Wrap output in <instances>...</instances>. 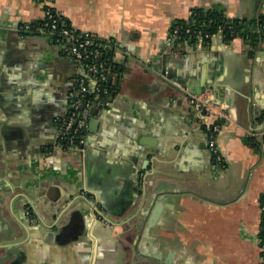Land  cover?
Masks as SVG:
<instances>
[{"label":"crops","instance_id":"0c3cea01","mask_svg":"<svg viewBox=\"0 0 264 264\" xmlns=\"http://www.w3.org/2000/svg\"><path fill=\"white\" fill-rule=\"evenodd\" d=\"M51 4L112 42L116 89L93 111L83 149L58 147L82 67L51 34L20 31L43 18L41 3L0 0V264H259L264 139L253 135L255 150L243 138L264 125V47L250 56L239 36L199 47L167 37L193 7L242 17L264 13V0ZM175 81L210 89L226 111L222 162ZM155 199L164 209L147 241Z\"/></svg>","mask_w":264,"mask_h":264},{"label":"built area","instance_id":"2783aa9c","mask_svg":"<svg viewBox=\"0 0 264 264\" xmlns=\"http://www.w3.org/2000/svg\"><path fill=\"white\" fill-rule=\"evenodd\" d=\"M42 6L46 5L44 9L43 18L46 19L43 26L37 28L39 32H46L51 35H59L58 41L65 45V52L75 59L82 67V73L79 75L74 83V86L69 92L71 98V106L69 107L63 124L58 133L57 146L62 150L70 152L73 150H82L86 143V128L89 119L94 115L93 105L94 100L88 97L87 93L91 90L93 92H106L107 88L101 83L107 78L109 68L104 61L98 60L100 50L93 45V39L96 37L88 32L77 31L73 27L62 26L57 30V23H62V14L57 13L53 16L49 7L52 5V0L38 1ZM30 22H25L19 29H29ZM187 35V42L194 47L203 46L207 43L208 38L216 34L203 33L201 29H191L185 27ZM222 39V34L217 33ZM178 37V27H173L168 33V40ZM92 46V47H91ZM175 85L181 90V99L188 101L195 110L198 111L202 119V126L206 131V145L209 151L213 154L218 162H222V152L218 144V134L222 128L223 118L227 116L226 111L218 105L213 97L210 89H204L200 93H192L184 86L175 81ZM96 93V94H97ZM106 102V101H105ZM103 102V104L105 103ZM100 107V106H99ZM96 108V111L99 110ZM251 135H260L264 139V125L256 130L250 131ZM61 139L67 140V145L61 143ZM259 206L261 211V233L258 238L259 246V264H264V189L260 195ZM29 215V209H26Z\"/></svg>","mask_w":264,"mask_h":264},{"label":"trees","instance_id":"16d2710c","mask_svg":"<svg viewBox=\"0 0 264 264\" xmlns=\"http://www.w3.org/2000/svg\"><path fill=\"white\" fill-rule=\"evenodd\" d=\"M41 1V0H36ZM47 6L44 5L43 8ZM50 12L53 16H56L58 11L54 6L49 7ZM48 19V18H46ZM42 18L39 21H32L31 27L27 30L22 29L21 32L23 34H31L38 33V27L43 26L44 21L46 20ZM62 19L64 20L62 23H57V30L62 26L72 27L69 20L62 15ZM24 24V23H23ZM21 24L19 28L23 25ZM178 27V37L174 38V42L177 40H187L190 35H187L184 31L185 27H190L193 29H201L203 33L207 32L209 34H222L223 41H229L232 38L239 36L244 39V41L248 45V54L252 56L256 50L264 47V13L251 15V16H242V17H230L226 15L224 9L218 5H211L209 7H193L190 10V14L186 19L178 18L176 19L171 27ZM75 29V28H74ZM77 30V29H75ZM78 31V30H77ZM56 40H58L59 35H52ZM211 37L208 38V40ZM97 46L100 50V54L98 56V60L104 61L105 65L109 68L107 73V78L101 83L103 86L107 88L106 92H93L89 91L87 93L88 97H92L94 100L93 108L94 110L101 106L103 102L108 100V94L116 89V84L112 81H108V78L111 77L113 72H116L118 69L117 63L114 61V45L112 42L105 41L99 38L93 39V45ZM91 46V47H92ZM260 118L264 119V111L261 112ZM244 142L254 148L258 149L259 143L253 135H246L243 138ZM62 145H67V140L61 139ZM30 210V207L28 208ZM263 233V231H261Z\"/></svg>","mask_w":264,"mask_h":264},{"label":"water","instance_id":"95a60500","mask_svg":"<svg viewBox=\"0 0 264 264\" xmlns=\"http://www.w3.org/2000/svg\"><path fill=\"white\" fill-rule=\"evenodd\" d=\"M108 81H111V79L108 78ZM203 90L204 89H198V90H196V93H200ZM112 94H113V92H111V95ZM151 205L152 206L148 212V215H147L144 227H143V237L147 241L150 240V235H149L150 228L156 224V222L158 221V219L160 217V214L162 213V211L164 209V204L159 199H155ZM143 253H145V252H143ZM146 254H148L149 256H152L157 261L161 260L159 253L149 252Z\"/></svg>","mask_w":264,"mask_h":264}]
</instances>
